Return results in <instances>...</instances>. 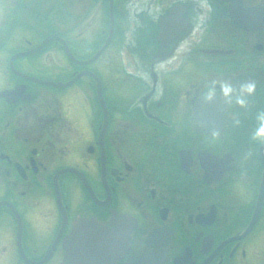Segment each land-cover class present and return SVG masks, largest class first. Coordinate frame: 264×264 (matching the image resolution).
Masks as SVG:
<instances>
[{"label": "flooded vegetation", "instance_id": "1", "mask_svg": "<svg viewBox=\"0 0 264 264\" xmlns=\"http://www.w3.org/2000/svg\"><path fill=\"white\" fill-rule=\"evenodd\" d=\"M0 8V264H264V0Z\"/></svg>", "mask_w": 264, "mask_h": 264}, {"label": "clouds", "instance_id": "2", "mask_svg": "<svg viewBox=\"0 0 264 264\" xmlns=\"http://www.w3.org/2000/svg\"><path fill=\"white\" fill-rule=\"evenodd\" d=\"M247 90L249 92H251L252 90H254V85L253 84H249L247 86ZM230 91V89H225V93L227 94L228 92ZM259 119L261 120V127L257 129V132H256V136L257 137H261V138H264V114H261Z\"/></svg>", "mask_w": 264, "mask_h": 264}, {"label": "water", "instance_id": "3", "mask_svg": "<svg viewBox=\"0 0 264 264\" xmlns=\"http://www.w3.org/2000/svg\"><path fill=\"white\" fill-rule=\"evenodd\" d=\"M1 15H2V14H1V8H0V19H1ZM49 39H50V37H47V38L42 42L41 46H43V45H44ZM41 46L38 47V48H41ZM93 58H95V56H94ZM93 58H91L89 61H91ZM89 61H87V62H89ZM90 75H91V74H90ZM72 81H73V80H71V81L65 83L64 85H68V84H70ZM49 84H52V83H49ZM64 85H63V86H64Z\"/></svg>", "mask_w": 264, "mask_h": 264}]
</instances>
